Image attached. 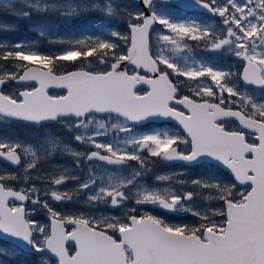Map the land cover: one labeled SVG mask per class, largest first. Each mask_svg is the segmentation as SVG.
Returning a JSON list of instances; mask_svg holds the SVG:
<instances>
[{
	"label": "snow or ice",
	"instance_id": "obj_1",
	"mask_svg": "<svg viewBox=\"0 0 264 264\" xmlns=\"http://www.w3.org/2000/svg\"><path fill=\"white\" fill-rule=\"evenodd\" d=\"M173 2L0 3L58 46L42 52L34 41H0V161L13 169L0 172V233L17 239L12 258L0 250V264H22L25 252L27 264H264V0ZM177 8L205 10L219 27ZM54 17H95L102 27L57 39ZM194 47L230 53L242 71L196 57ZM64 62L72 70L60 71ZM170 120L183 135L164 126ZM12 122L30 135L4 131ZM148 122L161 123L137 131ZM59 156L71 157L72 168L51 167ZM156 162L181 171L148 184ZM219 168L231 179L214 175ZM184 169L204 173L185 178ZM53 202L86 209L62 212ZM28 205L50 225L32 219ZM145 206L192 223L170 224ZM119 209L120 217L85 214Z\"/></svg>",
	"mask_w": 264,
	"mask_h": 264
},
{
	"label": "rangeland",
	"instance_id": "obj_2",
	"mask_svg": "<svg viewBox=\"0 0 264 264\" xmlns=\"http://www.w3.org/2000/svg\"><path fill=\"white\" fill-rule=\"evenodd\" d=\"M8 0H0V3H7ZM121 5H129V6H135L136 4L133 3L131 0H121V2L119 3ZM158 5L161 4L157 3ZM170 8L173 7L172 4L169 3L168 5ZM177 14H181V12L179 11V9H176ZM54 20H56L57 25H58V31L60 33V36L57 37V39L60 38H64V39H68L71 38L72 34H76V35H80L82 33H93V34H98L101 30V22L96 19L95 17L92 18H87V19H83L81 18L80 20H78L75 24H73L71 21L68 22H64L61 20H58L57 18H53ZM219 22V21H218ZM217 22V23H218ZM0 23H8V24H12L14 25V30H9L6 32H0V41H4V42H11V41H17V40H23V41H34L37 48L42 51V52H55L58 50V46L57 45H50L47 41L45 40H40L39 38L36 37V34L30 30L29 26L22 22L17 20V18L12 15L11 13L5 12L2 9H0ZM209 24H216V21H209ZM106 30V29H105ZM119 31L125 32L127 33V31H123L120 28L118 29ZM191 44H193L195 42H189ZM197 48L194 47L193 49V54L196 57H203L206 61H208L209 63H211V61L209 60L207 54L205 53H198L196 51ZM213 54H215V52H212ZM231 56L230 53L226 54V57ZM209 57L215 58L214 55H209ZM219 57H222V55L220 54ZM232 72L237 73V68L236 66H233ZM6 91H12V89H6ZM250 92V94H253L257 97H259L261 95V93L259 91H255V90H248ZM20 122H12L7 128L4 129V131L6 132H11V133H21L22 135H30L29 131L27 129H22L20 127H18V124ZM175 127V126H173ZM169 129H171V131L173 132H177L175 130V128H170L167 127ZM55 131L57 132H61V126L60 125H56ZM65 139L68 140V136H65ZM57 161H59V163H53L51 165V167H66L71 169L72 166L70 165L71 162V157H64V156H59L57 157ZM44 167H49L48 164H45ZM149 167L151 168V171L148 173V175L145 177V182L148 184H153L155 182V177L158 175H164V174H170V173H174V172H179L181 171V169L179 167H172V166H163L161 164V162L159 163H154L149 165ZM9 171H13V169L9 168L8 165L3 164L0 162V172H9ZM186 173L185 178H196L199 175H202L204 173V169H199V170H193V172L184 169L183 170ZM214 175H220L225 177L226 180H229L224 174L219 173L218 171L213 173ZM39 186V185H38ZM242 190V189H241ZM54 203V206L58 207V210L62 211V212H68L69 209L68 207H65V205H61L60 207L58 205ZM213 203H215L213 201ZM78 208H73L72 207V212H77L78 210L82 209L85 205L83 203H76ZM71 207V206H70ZM145 211H149L151 212L153 215H157V216H162L158 213H155V211L157 210H153L151 207L146 209L144 208ZM119 214L116 213V210H112V211H107V210H102V211H92L91 213H88L87 211H85L86 215H92V216H116V217H120L124 214L125 210L124 209H120V211H118ZM173 217L176 216H181L184 217L185 220L184 221H179V220H174V219H168L167 216H162V218L166 219V221L170 224H174V225H182V224H190L192 223V217L191 216H184L183 214L180 215H173L170 214ZM218 220L223 219L222 217H217ZM41 225H45L48 226L50 225L47 220L42 219L41 221H38ZM2 249H6L4 246H2L0 248ZM8 249H12L10 247H8ZM13 253H11V255L9 254L8 258H12ZM0 259H3V257H0ZM22 264H27V261H30V259H27L26 257H24L23 255H21L20 257Z\"/></svg>",
	"mask_w": 264,
	"mask_h": 264
},
{
	"label": "flooded vegetation",
	"instance_id": "obj_3",
	"mask_svg": "<svg viewBox=\"0 0 264 264\" xmlns=\"http://www.w3.org/2000/svg\"><path fill=\"white\" fill-rule=\"evenodd\" d=\"M133 3H134V0H131ZM163 3L164 2V0H161V1H156V3ZM169 3L170 4H172V6L174 7L175 5H174V2H173V0H169ZM177 9H179V11L181 12V14L182 15H194V16H196V18L198 19V20H200V21H202V22H204V23H206V24H209V21H213V20H215L216 21V24H214L213 26H217V27H219V18L218 17H214V16H211V15H208V14H206V13H204V12H196V11H184V9H180V8H177ZM218 22V23H217ZM212 25V24H211ZM196 51L198 52V53H205V54H207V56L209 57V55H214V56H216V60H218V66H220V67H224V68H231V70H232V68H233V66H236V68H237V74L238 73H240L241 71H242V67H241V64H242V62L238 59V58H236V57H234V56H229V57H226V54H227V52H221V53H218V52H215V54H213L212 53V51H205L204 49H202V48H197L196 49ZM220 54L222 55V57H219L220 56ZM131 72V71H130ZM248 90H255V91H259V89H255V88H248ZM260 92V91H259ZM184 94H189L188 92H187V90H184ZM160 126V123H149L148 124V126H147V128H143V129H137V131H147V130H150L151 128H153V127H159ZM164 126L165 127H170V128H175V127H173V125L172 124H170V123H165L164 124ZM226 127H228V128H235L236 127V122H230V123H228V124H226ZM177 132H179L180 134H182L183 135V133H182V131H180V130H178L177 128L175 129ZM68 139H70V137H68ZM82 150V149H81ZM133 163V165L135 164V162H132ZM157 163H159V162H157ZM161 164L163 165V166H169L168 164H165V163H163V162H161ZM7 165V164H6ZM70 165H71V162H70ZM72 166V165H71ZM187 170V169H186ZM195 171L196 170H199V169H194ZM189 171H191V172H193V170H189ZM68 187H69V189H71L72 187H73V185L72 184H69L68 185ZM16 203H19V202H16ZM61 205H63V204H60V205H58L59 207L61 206ZM71 206V207H70ZM27 207V209H28V211H29V213H30V216H31V218L32 219H34V220H37V221H41L42 219H45V220H47L48 218H49V215L47 214V213H45V212H42V211H39V210H35V211H33L32 210V208H31V206L30 205H28V206H26ZM67 207H68V209H69V211L68 212H72L73 210H72V207L73 208H78V206H77V204L76 203H69L68 205H67ZM151 206H145V208L146 209H148V208H150ZM83 208H85L86 209V206H84ZM118 211H120V209L119 210H116V213L117 214H119V212ZM155 213H158V214H160V215H162V216H167L168 217V219H174V220H179V221H184L185 220V218L184 217H179V216H176V217H173L172 215H170V214H165V213H163L161 210H157V211H155ZM2 246H4L6 249H8V247H10V248H13L14 246H15V244H13L12 242H10V241H6V240H4V239H1L0 238V248L2 247ZM71 246L72 245H68V247L69 248H71ZM1 250V249H0ZM11 253H12V251H11V249L8 251V256H9V254L11 255ZM21 255H23L24 257H26L27 259H30V257L28 256V254H25V253H22ZM21 257V256H20Z\"/></svg>",
	"mask_w": 264,
	"mask_h": 264
},
{
	"label": "water",
	"instance_id": "obj_4",
	"mask_svg": "<svg viewBox=\"0 0 264 264\" xmlns=\"http://www.w3.org/2000/svg\"><path fill=\"white\" fill-rule=\"evenodd\" d=\"M119 1L120 0H117V3H119ZM156 1H161V0H156ZM134 3H138V0H134ZM185 10H188V11H199V12H205L206 13V11L205 10H202V9H199V8H196V9H185ZM129 68H132V66H130ZM137 71H142L143 72V70H137ZM138 87H140V88H146L147 86L146 85H139ZM248 87H255V86H248ZM256 88V87H255ZM49 92H50V94L52 93V92H57V93H59V92H64V90H62V89H49ZM65 93V92H64ZM167 122H170V123H173V124H175L176 126H178L182 131H183V128H182V126L181 125H179V123L177 122V121H175V120H170V121H167ZM149 123V122H148ZM1 162H3V161H1ZM224 171H226L227 173H229L228 172V170L227 169H225V168H222ZM230 174V173H229ZM242 188V187H241ZM49 221H50V218H49ZM50 223H51V221H50ZM0 238H2V239H5V240H8V241H12L13 243H17V239L16 238H11V237H9V236H7V234H3V233H0ZM69 244H72V242H69L68 243V245Z\"/></svg>",
	"mask_w": 264,
	"mask_h": 264
},
{
	"label": "trees",
	"instance_id": "obj_5",
	"mask_svg": "<svg viewBox=\"0 0 264 264\" xmlns=\"http://www.w3.org/2000/svg\"><path fill=\"white\" fill-rule=\"evenodd\" d=\"M120 29L123 30V31H127V29L124 28V27H122V26L120 27ZM64 63H65V66L62 67V68H60V69H59L60 71L72 70V68H71V63H70V62H64ZM214 63H215V64H218V60H215ZM218 172L223 173L220 169H218ZM28 262H29V261H28Z\"/></svg>",
	"mask_w": 264,
	"mask_h": 264
},
{
	"label": "bare ground",
	"instance_id": "obj_6",
	"mask_svg": "<svg viewBox=\"0 0 264 264\" xmlns=\"http://www.w3.org/2000/svg\"><path fill=\"white\" fill-rule=\"evenodd\" d=\"M121 2V0L119 1V3Z\"/></svg>",
	"mask_w": 264,
	"mask_h": 264
}]
</instances>
